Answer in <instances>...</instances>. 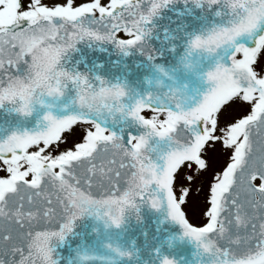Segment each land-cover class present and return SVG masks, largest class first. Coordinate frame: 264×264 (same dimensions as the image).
<instances>
[{
    "label": "snow or ice",
    "instance_id": "obj_1",
    "mask_svg": "<svg viewBox=\"0 0 264 264\" xmlns=\"http://www.w3.org/2000/svg\"><path fill=\"white\" fill-rule=\"evenodd\" d=\"M0 264H264V0H0Z\"/></svg>",
    "mask_w": 264,
    "mask_h": 264
},
{
    "label": "rangeland",
    "instance_id": "obj_2",
    "mask_svg": "<svg viewBox=\"0 0 264 264\" xmlns=\"http://www.w3.org/2000/svg\"><path fill=\"white\" fill-rule=\"evenodd\" d=\"M226 155L223 152L214 153V162L216 167H220L224 164Z\"/></svg>",
    "mask_w": 264,
    "mask_h": 264
}]
</instances>
